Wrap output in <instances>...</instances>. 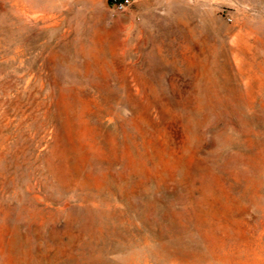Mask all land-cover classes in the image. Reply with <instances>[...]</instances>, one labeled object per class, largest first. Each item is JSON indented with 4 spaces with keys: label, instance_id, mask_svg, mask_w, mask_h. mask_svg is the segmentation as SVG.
Segmentation results:
<instances>
[{
    "label": "rangeland",
    "instance_id": "1",
    "mask_svg": "<svg viewBox=\"0 0 264 264\" xmlns=\"http://www.w3.org/2000/svg\"><path fill=\"white\" fill-rule=\"evenodd\" d=\"M0 264H264V0H0Z\"/></svg>",
    "mask_w": 264,
    "mask_h": 264
},
{
    "label": "built area",
    "instance_id": "2",
    "mask_svg": "<svg viewBox=\"0 0 264 264\" xmlns=\"http://www.w3.org/2000/svg\"><path fill=\"white\" fill-rule=\"evenodd\" d=\"M109 3L117 13H124L133 5L134 0H109Z\"/></svg>",
    "mask_w": 264,
    "mask_h": 264
}]
</instances>
